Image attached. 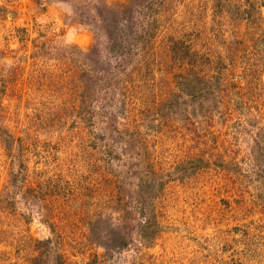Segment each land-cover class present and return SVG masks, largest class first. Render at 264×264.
I'll use <instances>...</instances> for the list:
<instances>
[{
  "label": "rangeland",
  "instance_id": "rangeland-1",
  "mask_svg": "<svg viewBox=\"0 0 264 264\" xmlns=\"http://www.w3.org/2000/svg\"><path fill=\"white\" fill-rule=\"evenodd\" d=\"M1 6L0 264H264V0Z\"/></svg>",
  "mask_w": 264,
  "mask_h": 264
},
{
  "label": "trees",
  "instance_id": "trees-1",
  "mask_svg": "<svg viewBox=\"0 0 264 264\" xmlns=\"http://www.w3.org/2000/svg\"><path fill=\"white\" fill-rule=\"evenodd\" d=\"M160 5H161L160 2H158L155 6L152 3H150V5L146 8V11L144 12V15H146V17H151L152 21H149V23L151 22V24H150L151 26L156 21V19H154V14L156 13V11L158 9H160ZM0 8H3L4 9L5 6H1ZM247 17L250 18L253 21H256L255 18L252 19V16L250 15V13H247ZM144 28H146V26L141 27V31L140 32L133 33V35H128L127 41H130V40L137 41V40H141L140 38H142L143 40L144 39L151 38V35L153 34L152 29L150 31V27L149 28L147 27L146 29H144ZM111 36L112 35L109 36V41H110L109 45H111L113 43V40L111 39ZM261 38H264V36H261ZM171 41H173L172 42V45H171V48H174V52H176L178 54H182V53L184 54L185 53V47L184 46L181 47V44H182L181 43V40H173V39H171ZM183 54L181 55V57L183 56ZM220 63H221V61H220ZM216 65L219 66V64L217 62H216ZM218 69H219V67H218ZM28 190H29V188H28ZM20 239H21L20 240V243L14 244L13 248L11 249V251L12 250H17L18 252L21 253V255H20L19 258H21L22 260H25V261L30 262V264H36L35 263L36 262V258H37L38 255L41 256V253L38 254V255H32L31 254V251H33V250L30 249L29 246L27 245V241H26L25 235H22L20 237ZM49 240L50 239L47 238L43 242H47ZM37 242H38V244L34 245L33 246V249L38 250V249L42 248V246H41L42 240H38ZM10 246H12V245H10ZM15 248H17V249H15ZM5 253H3L1 255V257H0V263L1 262L3 263V262H6L7 261V259H8V256L7 255L9 254V252H5ZM21 262H23V261H21ZM12 264H17V263H12Z\"/></svg>",
  "mask_w": 264,
  "mask_h": 264
}]
</instances>
